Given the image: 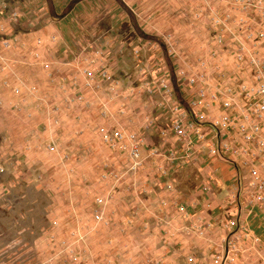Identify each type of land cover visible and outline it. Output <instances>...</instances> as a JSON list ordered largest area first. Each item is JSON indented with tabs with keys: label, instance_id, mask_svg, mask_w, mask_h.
Listing matches in <instances>:
<instances>
[{
	"label": "crops",
	"instance_id": "0c3cea01",
	"mask_svg": "<svg viewBox=\"0 0 264 264\" xmlns=\"http://www.w3.org/2000/svg\"><path fill=\"white\" fill-rule=\"evenodd\" d=\"M256 1L0 0V264H130L135 208L162 263L180 243L221 253L233 234L230 264H264V206L248 204L257 139L215 126L232 117L225 95L198 96L252 80L236 55L264 27ZM177 112L187 142L170 131Z\"/></svg>",
	"mask_w": 264,
	"mask_h": 264
},
{
	"label": "built area",
	"instance_id": "2783aa9c",
	"mask_svg": "<svg viewBox=\"0 0 264 264\" xmlns=\"http://www.w3.org/2000/svg\"><path fill=\"white\" fill-rule=\"evenodd\" d=\"M232 1V0H231ZM241 1V0H234ZM259 12H262L263 4L261 0H257L253 3ZM13 15V14H12ZM261 32L255 33V35H246L245 40L250 44L251 47L258 49L257 53H252L249 50H246L245 45H241L238 49L236 55V60L240 63L241 61L247 60L251 65L250 68L253 69L252 80L250 83L241 82L238 83L235 90L226 88L221 94L218 92L210 93L206 96L204 92H199L198 96L200 99L208 98L210 102H217L221 96H224L221 100V107L232 113L230 115L224 116L215 123V126H218L220 129L225 130L231 127L233 124H237L239 131L242 132L243 138L246 142H251L254 139H257V147L259 148L261 157L264 159V139L259 135L261 133L260 123L264 122V70L262 64L264 63V27L261 29ZM84 75L87 78V85L93 83V73L91 71H83ZM102 77H105V71L101 73ZM161 88L166 92H169L168 87L160 83ZM223 94V95H222ZM241 102V105L238 102ZM176 112V109H175ZM184 115L180 113L175 114V118L171 125L170 131L179 141H188V136L190 131L193 130L192 124L183 123L182 118ZM202 119L203 117L200 116ZM240 119V122L238 121ZM118 140L121 139L120 135H115ZM199 140H203L202 135L197 134ZM232 154H238L239 152L242 155H247L250 151L248 149H241L240 151L236 149L230 150ZM133 157L136 158L135 151L132 153ZM250 181L254 189V194L251 195L248 199L249 205H258L264 206V163L256 164L249 172ZM98 203H101L100 200H96ZM96 222L101 220V217L96 214L94 216ZM75 242H80L83 240V237L78 233L72 234Z\"/></svg>",
	"mask_w": 264,
	"mask_h": 264
},
{
	"label": "rangeland",
	"instance_id": "374dc122",
	"mask_svg": "<svg viewBox=\"0 0 264 264\" xmlns=\"http://www.w3.org/2000/svg\"><path fill=\"white\" fill-rule=\"evenodd\" d=\"M228 1H231V0H228ZM232 1H234V0H232ZM10 18H13V19L16 18V15L15 14L10 15ZM261 31L262 30L260 29L259 32H261ZM242 45H245V44H242ZM240 46L241 45H238V49L240 48ZM246 50H249L252 53L258 52V49L251 47V46L249 49H245V51ZM262 67L264 70V63L262 64ZM155 88L157 89V86L154 88H152V87L147 88L145 90V94L153 95V91L154 92L156 91ZM134 167L136 168L138 166H134ZM135 168L134 169L132 168L130 170L131 173L136 172V171H133V170H135ZM178 193L180 195H185V191L181 190L180 185L178 187ZM134 196L136 198H141V193L137 192ZM131 212H132L131 213L132 214V216H131L132 225L136 231L140 232L139 233L140 235L136 234V233H135V235H132V238L130 241V245H131L130 264H161L162 262L158 261L159 260L158 255H156V250H158L160 248H159L158 239H156V238L154 239V236H155V233L153 231L155 228V227H153L154 222H151L150 224H148L146 226L134 224L135 223L134 219L137 220L140 217L141 208L132 209ZM96 214H98L101 217V220L98 222H96L94 220V216ZM92 217H93L95 224H97V226H99V227L102 226V227L106 228V227L111 226L110 223L107 220H105L104 215H102L101 213H98V212L94 213ZM145 232H146V237H142L145 234ZM232 235L233 234H231V235H229L223 239V244H222L223 250L221 251V253H216V254L211 253V254L206 255V256L202 255L201 253L197 254L196 252H192V250L187 253V250L185 248H182L183 244L180 243L179 248H177V251H178L177 264H230L232 261H234V257L236 254V252H235L236 246L234 245V241L231 240ZM81 236L83 237L82 241L75 242L73 239V243L78 244V245L83 244L84 248L83 249L80 248V249H78V251L79 252L82 251L83 254H86V252H87L86 248L88 247L86 244V236H84V235H81ZM75 244H74V246H75ZM88 250H89V248H88ZM169 253L170 252L165 253L163 255V257H169ZM82 259H83V257H82ZM116 264H123L122 260H120ZM162 264H173V263H170V261H167V262H164Z\"/></svg>",
	"mask_w": 264,
	"mask_h": 264
}]
</instances>
